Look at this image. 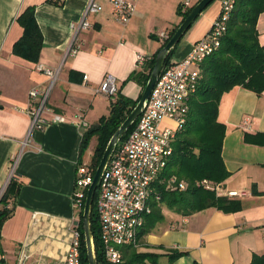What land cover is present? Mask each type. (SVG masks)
Listing matches in <instances>:
<instances>
[{
	"label": "crops",
	"instance_id": "obj_1",
	"mask_svg": "<svg viewBox=\"0 0 264 264\" xmlns=\"http://www.w3.org/2000/svg\"><path fill=\"white\" fill-rule=\"evenodd\" d=\"M95 1L100 10L87 16L91 28L77 35L72 55V27L83 19L90 0H63L60 5L54 0H0V195L11 171L16 175L12 214L0 229L3 264H63L78 223L72 200L76 169L80 164L91 167L96 138L91 139L89 159L86 148L80 153L81 142L109 111V98L97 90L110 75L123 97L137 100L142 83L129 77L146 74L144 62L160 51L159 34L181 23L176 10L187 0H128L135 10L125 25L114 19L109 0ZM188 1L189 8L198 2ZM30 7L42 36L37 61L13 53L24 33L17 18ZM220 13L221 0H215L182 37L171 60L184 59ZM256 31L264 46V12ZM39 65L59 69L48 106L64 121L31 131L28 94L49 84L37 71ZM217 120L225 126L221 156L229 173L217 193L239 202L240 209L225 213L209 208L187 217L163 211L164 221L143 241L149 248L145 251L187 253L172 264H251L254 256H264V91L256 95L233 88L222 96ZM161 126L173 128L174 123L164 120ZM247 134L262 143L245 142ZM230 192L243 195L230 197Z\"/></svg>",
	"mask_w": 264,
	"mask_h": 264
},
{
	"label": "trees",
	"instance_id": "obj_2",
	"mask_svg": "<svg viewBox=\"0 0 264 264\" xmlns=\"http://www.w3.org/2000/svg\"><path fill=\"white\" fill-rule=\"evenodd\" d=\"M53 3L60 5L61 1L54 0ZM192 7L185 11L182 10V3L177 7L176 15L181 18V22ZM34 10V7L27 8L17 18L24 33L13 47V53L31 61H37L42 47V36L35 21ZM263 12L264 0H234L219 46L198 64L196 88L187 103L185 122L176 132L171 144L173 152L162 175L166 178L174 176L178 181L184 182L186 188L184 191L170 190L165 188V184L156 183L150 202L151 212L145 217L136 242L122 248L123 262L121 264H172L187 254L173 249L163 250V254L145 251L149 248L144 243L143 237L149 234L157 224L164 221V210L187 217L209 208L225 213L236 212L240 209L239 202L220 196L215 188H205L198 184L207 181L216 187L229 176L221 156L225 126L217 120L218 106L222 96L235 87H241L256 95L264 91V46L259 44L256 31L258 17ZM179 25L169 31L168 39L162 42L159 50L165 46ZM175 50L167 57L165 67L171 61ZM155 58L156 54L144 62L143 68L146 69V74L134 72L129 80H138L144 88L154 66ZM140 96L133 101L123 97L117 90L116 99L113 101L109 98L108 115L102 116L85 133L81 142V154L90 139L96 138L90 165L93 172L111 136L129 115ZM135 124L136 121L119 143L126 139ZM244 140L248 143H262L248 134L245 135ZM15 178L16 175L13 174L0 196V229L3 222L12 214L13 204L10 197L13 195ZM97 196L98 191H96L92 205L91 231L97 264H108L100 250L96 214ZM7 205H11V209H6ZM83 208L78 210V223L75 229L80 235L81 264H88L82 223ZM162 257H165L164 262L160 260ZM251 264H264V256H254Z\"/></svg>",
	"mask_w": 264,
	"mask_h": 264
},
{
	"label": "built area",
	"instance_id": "obj_3",
	"mask_svg": "<svg viewBox=\"0 0 264 264\" xmlns=\"http://www.w3.org/2000/svg\"><path fill=\"white\" fill-rule=\"evenodd\" d=\"M109 3L114 19L122 25L127 24L134 13V4L128 0H109ZM189 5L188 0L183 2L182 10H187ZM233 5L234 0H222V13L213 22L207 36L196 42L184 59L171 60L163 67L134 128L115 148L98 186L96 201L100 250L108 264H121L122 248L136 242L145 217L151 212L150 202L156 183L165 184V188L170 190L184 191L186 188V184L174 176L166 178L162 175L173 152L171 144L176 132L185 122L187 103L196 88L198 64L219 46L220 39L225 33L228 13ZM99 10L100 6L96 1L90 0L83 19L77 25H73L75 38L70 54L74 55L77 52V35L91 28L87 16L96 14ZM159 39L164 42L168 39V34L160 33ZM139 63H143L142 58H139ZM37 71L49 79V84L43 90L33 89L28 94L33 105V108L26 112L30 118L31 131H42L49 124L64 121L48 106V98L57 81L59 69L53 70L39 65ZM86 79L84 77V80ZM97 92L114 101L117 93L115 79L110 75L106 76ZM47 115H50V118H47ZM164 120L173 122L174 127L161 126ZM13 174L14 171H11L9 180ZM93 177L94 172L89 166L84 164L77 166L72 195L75 210L83 208L86 192ZM198 185L215 188L218 192V186L213 187L207 181H202ZM241 195L243 193H228L230 197ZM6 209H11V205H7ZM0 264H3L1 256ZM63 264H81L80 235L77 229L73 230Z\"/></svg>",
	"mask_w": 264,
	"mask_h": 264
},
{
	"label": "water",
	"instance_id": "obj_4",
	"mask_svg": "<svg viewBox=\"0 0 264 264\" xmlns=\"http://www.w3.org/2000/svg\"><path fill=\"white\" fill-rule=\"evenodd\" d=\"M215 0H200L198 1L190 10L185 19L180 23L174 34L167 41L165 46L158 52L155 58L154 66L149 74L147 82L142 90L140 99L131 110L126 119L121 123V125L117 128L114 134L111 136L108 141L106 148L102 154L100 162L96 167L94 172V177L91 185L87 189L85 203L83 208V234H84V243L86 248V255L88 264H97L95 248L93 243V236L91 231V211L93 200L98 189V186L101 182L103 173L115 151V148L129 130V128L135 123L137 118L144 111L150 94L160 76V73L165 65L166 59L169 54L177 47L182 37L186 34V32L191 28L196 19L201 15V13Z\"/></svg>",
	"mask_w": 264,
	"mask_h": 264
},
{
	"label": "rangeland",
	"instance_id": "obj_5",
	"mask_svg": "<svg viewBox=\"0 0 264 264\" xmlns=\"http://www.w3.org/2000/svg\"><path fill=\"white\" fill-rule=\"evenodd\" d=\"M92 139V138H91ZM90 139V142H89V144L87 145V147H86V150H85V157L87 158V159H89L90 158V155H92L91 153H92V151H93V149H94V140H91ZM165 211V210H164Z\"/></svg>",
	"mask_w": 264,
	"mask_h": 264
}]
</instances>
